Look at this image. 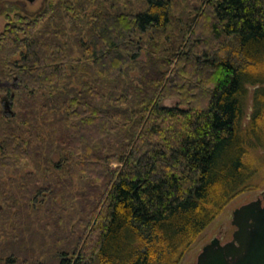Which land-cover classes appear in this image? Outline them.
Instances as JSON below:
<instances>
[{
    "label": "trees",
    "instance_id": "obj_1",
    "mask_svg": "<svg viewBox=\"0 0 264 264\" xmlns=\"http://www.w3.org/2000/svg\"><path fill=\"white\" fill-rule=\"evenodd\" d=\"M145 2L137 11L127 0H44L34 14H6L0 264H39L48 251L59 264H179L229 201L264 176V87L243 124L247 84L264 82L254 70L264 64V0H207L201 20L182 29L188 41L170 45L158 43L170 37V0ZM221 37L235 40L239 58L213 52L210 38L223 46ZM173 96L178 105L162 104ZM32 120L42 134L36 147L26 136ZM49 167L59 172L53 180ZM74 181L75 224L66 204ZM10 223L26 229L9 232Z\"/></svg>",
    "mask_w": 264,
    "mask_h": 264
},
{
    "label": "rangeland",
    "instance_id": "obj_2",
    "mask_svg": "<svg viewBox=\"0 0 264 264\" xmlns=\"http://www.w3.org/2000/svg\"><path fill=\"white\" fill-rule=\"evenodd\" d=\"M146 0H127L129 7H134L135 10L140 11V10H145V8H147V4L145 2ZM207 0H170V9L171 12L173 14V25L171 27H169L168 30V34L170 35V37H166L165 35L162 36L161 38H158V43H160L161 45L165 44H174V41L177 40V42L181 39L184 38L185 34L183 35L182 33H184L182 31V29L188 24V22L190 20H192L193 18H197V21L201 20L199 17V13L201 8H203L206 3ZM44 4V0H34V1H29V0H0V32L3 30L4 25L6 23V14L8 13H12L14 14L15 11H18L20 13H24V14H34L37 11H39L41 9V7ZM199 17V18H198ZM203 18V16H202ZM154 32L153 31H149V34H152ZM154 34V33H153ZM148 33L146 34V36H144V38H147ZM190 37V35H186L185 39L186 42L188 41V38ZM220 40L221 42H223V46L220 45L219 40H214L213 38H210L213 42L215 41L214 45V51L213 52H217L220 56H228L231 55L232 58H239L240 54L237 51V45L235 44V40L231 38H223ZM198 39V38H196ZM195 39V41H196ZM183 44H185V42L183 41ZM149 45V44H148ZM186 45V44H185ZM141 59H145V54L142 51V54L140 56ZM255 71H264V64H260L257 65L254 69ZM193 72V71H192ZM188 80V84L191 83V81L187 78H185V83ZM13 82H11L10 84H13ZM264 87V82L262 83H248L247 84V93L245 95V117L243 119V124L245 126H247L251 120V117L253 115V112L255 109H257L259 106L256 103V99L255 97L257 96V94L259 93V89ZM264 94V93H263ZM179 97L177 96H173V97H166L165 99H163L162 104L163 105H168V106H175L178 105L179 103ZM8 102H10V97H9V90L8 91H1L0 92V114L3 115H10V106L7 107L6 105L8 104ZM261 109H264V102L262 104H260ZM28 117H30L31 119L33 118V115L31 112L28 113ZM34 120H32L33 122ZM31 122V127H26L27 129V133L26 136L28 137H33L34 141H33V145L36 147L38 146V144H40V141L42 142V139L38 138L40 135V128L37 126L36 122ZM26 132V131H25ZM30 135V136H29ZM32 138V139H33ZM260 154H264V150L260 149L258 151ZM253 156L254 154H250V156ZM53 158L55 160L59 159V155L58 153H54L53 154ZM114 166H117V163H113ZM49 171V177L51 178V180H53L55 178L56 175H59V172H54L52 170V168H50ZM45 170V167H41L40 170H38L39 173H42ZM25 171H31V172H37L35 170V168L31 167V166H25L24 167V172ZM13 175L15 172H11ZM258 178V177H257ZM60 178L55 179L52 183H50V185L55 186V184L59 181ZM27 180H22V181H18V182H24ZM77 182V181H76ZM75 181L72 182L69 191L71 192V198L74 197V194L77 193L79 191L78 189V182L76 183ZM257 183V187L253 188V189H248L245 190L241 193H239L238 195H236L233 199H231L229 201V203L224 207V209L217 215V217L206 227V229L202 232V234L197 238V240L186 250V252L184 253V255L182 256L179 264H196L197 263V259H198V255L201 253L204 245H206L208 242H210L214 237L218 236L222 239V242H227L230 241L233 238V232L235 230V226L232 224V216H233V212L236 208L240 207L241 205L251 202L253 200L258 199L259 197L264 196V176L263 177H259L256 180ZM80 184H82V181H80ZM45 185H49V180L47 181V183H45ZM30 187L33 188L34 185L30 184ZM12 189L15 191H19V193L17 194V197H23V195L25 194L23 190H18L17 188L8 185L7 190ZM14 188V189H13ZM28 196V195H27ZM29 197H27V199L23 200V203L28 200ZM70 198V200H71ZM68 206V215H72L71 217H73V222L74 224L76 223V219L78 217V201L75 198V200L69 201L66 203ZM24 212L23 215H21L22 219H27L28 221H30L31 219V213H32V208H28V206L25 204L24 208H23ZM26 213H28V217L26 215ZM4 226V225H3ZM7 231L9 232H17L18 230H22V229H26V226H21L18 224L15 225L13 227L12 223L9 224V226L5 225L4 226ZM12 230V231H10ZM55 231H58V226L55 228ZM3 233V231L1 230V226H0V235ZM43 238L48 239L49 241H51V235H49V233H45L43 235ZM39 252L41 251V249L38 250ZM40 261L39 264H59L60 262V255L59 252H55V251H48L46 253V255H42L40 257Z\"/></svg>",
    "mask_w": 264,
    "mask_h": 264
},
{
    "label": "water",
    "instance_id": "obj_3",
    "mask_svg": "<svg viewBox=\"0 0 264 264\" xmlns=\"http://www.w3.org/2000/svg\"><path fill=\"white\" fill-rule=\"evenodd\" d=\"M4 84L0 81V86ZM232 224L233 238L223 243L214 237L204 245L196 264H264V199L236 208Z\"/></svg>",
    "mask_w": 264,
    "mask_h": 264
},
{
    "label": "flooded vegetation",
    "instance_id": "obj_4",
    "mask_svg": "<svg viewBox=\"0 0 264 264\" xmlns=\"http://www.w3.org/2000/svg\"><path fill=\"white\" fill-rule=\"evenodd\" d=\"M259 198H261V199H264V196H263V198L262 197H259ZM235 229H236V227H235ZM235 231V230H234ZM218 237V236H217ZM220 238V237H219ZM221 239V238H220ZM221 241H222V239H221Z\"/></svg>",
    "mask_w": 264,
    "mask_h": 264
}]
</instances>
